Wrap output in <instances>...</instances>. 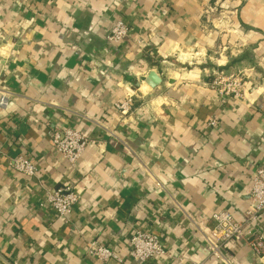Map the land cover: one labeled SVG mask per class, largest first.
Instances as JSON below:
<instances>
[{"label":"crops","instance_id":"crops-1","mask_svg":"<svg viewBox=\"0 0 264 264\" xmlns=\"http://www.w3.org/2000/svg\"><path fill=\"white\" fill-rule=\"evenodd\" d=\"M120 19L130 34L112 42ZM218 69L245 70L258 92L222 104L207 85ZM6 93L0 264H224L205 233L221 210L243 219L264 166V0H0ZM129 93L123 116L115 104ZM67 128L96 139L75 168L53 141ZM18 156L37 173L18 171ZM67 186L79 201L62 218L48 194ZM255 228L264 236V213ZM138 229L158 234L168 255L135 260ZM93 242L118 258L92 257ZM227 249L234 264H264L245 242Z\"/></svg>","mask_w":264,"mask_h":264},{"label":"built area","instance_id":"built-area-1","mask_svg":"<svg viewBox=\"0 0 264 264\" xmlns=\"http://www.w3.org/2000/svg\"><path fill=\"white\" fill-rule=\"evenodd\" d=\"M245 2L247 0H240ZM217 8L209 5L205 12L207 14L215 13ZM235 13L234 9L231 10ZM225 13H220V22H223ZM219 22V23H220ZM223 24V23H222ZM221 24V25H222ZM130 34V27L124 20H117L110 31L109 40L112 42H122ZM139 42V41H138ZM210 90L219 95L222 104H226L230 98L252 100L251 96L254 91L259 90L257 82L247 76L242 71L228 73L218 69L214 71L211 80L207 83ZM258 85V86H257ZM10 97L8 93L1 94L0 106L5 107L9 104ZM135 106V94L129 93L126 97L115 104L116 109L121 115L126 116L131 113ZM208 124L212 127L219 125V120L215 117L210 118ZM53 141L60 156L72 167L75 168L78 160L84 150L96 139L89 137L87 134L67 128L64 134H53ZM13 166L20 172L27 175H35L38 171L37 165L24 156H18L13 160ZM251 203L245 211L243 219L237 220L234 215L227 209L213 214V227L207 229L205 241L210 249V255L222 259L224 264H234L233 256L228 253V243L232 240H239L247 243L258 256L264 255V236L255 228V223L264 213V166L258 167L252 178L250 189ZM48 200L56 210L58 216L68 217L74 210L79 201L78 192L72 187H62L53 190L48 194ZM251 228L246 233V228ZM133 246L132 256L137 261H147L154 256L168 255L166 247L161 237L152 232L138 229L131 236ZM89 254L101 261H106L111 257H117L116 252L111 248L92 243ZM189 264H204V262L191 261Z\"/></svg>","mask_w":264,"mask_h":264},{"label":"water","instance_id":"water-1","mask_svg":"<svg viewBox=\"0 0 264 264\" xmlns=\"http://www.w3.org/2000/svg\"><path fill=\"white\" fill-rule=\"evenodd\" d=\"M149 77L153 80L152 82L153 85H157L161 83L162 81V78L160 77V75H158L155 71H151L149 74Z\"/></svg>","mask_w":264,"mask_h":264},{"label":"rangeland","instance_id":"rangeland-1","mask_svg":"<svg viewBox=\"0 0 264 264\" xmlns=\"http://www.w3.org/2000/svg\"><path fill=\"white\" fill-rule=\"evenodd\" d=\"M187 56V55H186ZM187 63H189L188 61H186ZM242 72H244L245 74H247V76H248V73H246V71L245 70H241ZM227 72V71H226ZM237 72H239V71H236V73ZM228 73H235V72H228ZM213 75V74H212ZM258 83V82H257ZM258 85H260V83H258Z\"/></svg>","mask_w":264,"mask_h":264},{"label":"bare ground","instance_id":"bare-ground-1","mask_svg":"<svg viewBox=\"0 0 264 264\" xmlns=\"http://www.w3.org/2000/svg\"><path fill=\"white\" fill-rule=\"evenodd\" d=\"M189 73H191V72H189ZM191 75H192V73H191ZM188 77V76H187Z\"/></svg>","mask_w":264,"mask_h":264}]
</instances>
